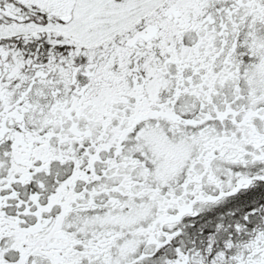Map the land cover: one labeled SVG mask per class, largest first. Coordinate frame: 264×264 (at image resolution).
Returning a JSON list of instances; mask_svg holds the SVG:
<instances>
[{"label":"snow or ice","instance_id":"1","mask_svg":"<svg viewBox=\"0 0 264 264\" xmlns=\"http://www.w3.org/2000/svg\"><path fill=\"white\" fill-rule=\"evenodd\" d=\"M0 264H264V0H0Z\"/></svg>","mask_w":264,"mask_h":264}]
</instances>
